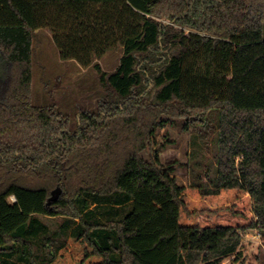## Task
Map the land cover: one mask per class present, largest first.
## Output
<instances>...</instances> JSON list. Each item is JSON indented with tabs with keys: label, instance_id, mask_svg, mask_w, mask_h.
<instances>
[{
	"label": "trees",
	"instance_id": "obj_1",
	"mask_svg": "<svg viewBox=\"0 0 264 264\" xmlns=\"http://www.w3.org/2000/svg\"><path fill=\"white\" fill-rule=\"evenodd\" d=\"M42 29L97 72L103 96L75 131L31 100ZM162 115L204 145L214 133L211 187L178 185L149 148ZM252 229L264 235V0H0V264H222Z\"/></svg>",
	"mask_w": 264,
	"mask_h": 264
},
{
	"label": "rangeland",
	"instance_id": "obj_2",
	"mask_svg": "<svg viewBox=\"0 0 264 264\" xmlns=\"http://www.w3.org/2000/svg\"><path fill=\"white\" fill-rule=\"evenodd\" d=\"M121 53L117 47L95 62L103 72L111 73L118 66ZM31 67L33 105L54 106L69 119L71 131L76 130L80 113L96 112L103 96L96 70L93 66L83 69L74 61H62L47 29L34 33ZM159 120L165 124L156 129L153 145L149 148L158 150L161 165L173 168V176L180 186L197 183L211 187L216 166L214 133L204 145L183 130L184 119L162 115ZM149 155L148 149L139 152L145 161L149 160ZM13 201L10 197L9 202ZM40 219L51 229L59 224V219ZM222 264H264V235L255 229L242 233L240 255Z\"/></svg>",
	"mask_w": 264,
	"mask_h": 264
}]
</instances>
